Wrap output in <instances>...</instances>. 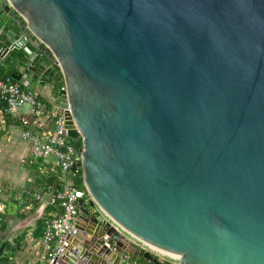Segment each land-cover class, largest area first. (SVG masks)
<instances>
[{
  "label": "water",
  "instance_id": "water-1",
  "mask_svg": "<svg viewBox=\"0 0 264 264\" xmlns=\"http://www.w3.org/2000/svg\"><path fill=\"white\" fill-rule=\"evenodd\" d=\"M0 62L63 75L83 144L97 209L53 264H264V0H0Z\"/></svg>",
  "mask_w": 264,
  "mask_h": 264
},
{
  "label": "crops",
  "instance_id": "crops-1",
  "mask_svg": "<svg viewBox=\"0 0 264 264\" xmlns=\"http://www.w3.org/2000/svg\"><path fill=\"white\" fill-rule=\"evenodd\" d=\"M0 71L10 72L7 65L1 62ZM64 81L62 75L55 88L51 87V84L30 86L27 79L19 82L35 91L49 106L59 110L61 98L58 92L65 87ZM21 109L17 114H12L0 101V238L8 243L7 249L13 253L7 261L4 260L6 258L0 259V264H51L49 250L42 241V225L61 212L51 205L49 198L39 203L36 195L43 192L38 180L40 175L49 178L54 175L58 177V173L54 171L52 164L50 165L54 161L43 164L34 158L30 145L23 142L24 128L21 117L28 111L23 112ZM44 126V133L48 134L51 126ZM43 169L47 172L43 173ZM10 202L17 206L12 208V214L9 213ZM87 204L88 202H85V206L91 208ZM86 225L93 227L90 223ZM153 253L161 261H169L161 253ZM108 261L111 262L112 258ZM135 263L141 264L139 261Z\"/></svg>",
  "mask_w": 264,
  "mask_h": 264
},
{
  "label": "built area",
  "instance_id": "built-area-1",
  "mask_svg": "<svg viewBox=\"0 0 264 264\" xmlns=\"http://www.w3.org/2000/svg\"><path fill=\"white\" fill-rule=\"evenodd\" d=\"M0 101L12 114H17L24 105L30 107L28 113L21 117L23 142L30 145L34 158L43 164L48 163L50 158H55L50 165L59 173L58 189L48 187L36 195L39 203L49 198L51 205L61 212L53 219L46 220L42 240L49 250V261L53 264L59 255H63L67 237L75 236L78 232L80 200L92 199L85 185V189H81L75 184L82 171L83 148L78 149L74 141L66 136L64 111L49 106L35 91L21 82L0 76ZM44 124L51 126L48 134L44 133ZM45 170L43 169V173L47 172Z\"/></svg>",
  "mask_w": 264,
  "mask_h": 264
},
{
  "label": "trees",
  "instance_id": "trees-1",
  "mask_svg": "<svg viewBox=\"0 0 264 264\" xmlns=\"http://www.w3.org/2000/svg\"><path fill=\"white\" fill-rule=\"evenodd\" d=\"M0 76L1 77H3V78H11L12 79V77H11V74L10 73H6V71H0ZM13 81H15L14 79H12ZM74 145H76V147L78 148V149H82L83 148V144H82V142L81 141H79V142H74ZM40 175V174H39ZM58 176H59V173H58ZM57 176L56 175H54V176H51V177H49V178H45L44 176H41L40 175V177H39V184L43 187V189H42V191H44L46 188H48V187H54V181H55V178H56ZM75 184L79 187V188H81V189H85V187H84V181H83V173H82V171L80 172V174H79V176H78V178L75 180ZM85 202H88V206L89 207H91V208H96V205L92 202V200H90V199H85ZM46 223V222H45ZM43 228H45V224L43 223ZM42 226H40V228H42ZM5 226H3V228H4ZM4 260H8L7 258L6 259H4ZM137 261H139V262H141V264H151V263H149V261L148 260H146L145 258H142V257H139L138 259H137Z\"/></svg>",
  "mask_w": 264,
  "mask_h": 264
},
{
  "label": "rangeland",
  "instance_id": "rangeland-1",
  "mask_svg": "<svg viewBox=\"0 0 264 264\" xmlns=\"http://www.w3.org/2000/svg\"><path fill=\"white\" fill-rule=\"evenodd\" d=\"M23 112H27V111H29L30 110V107L28 106V105H24L23 106V108L21 109ZM55 159L54 158H50V160L49 161H54ZM90 200H92V199H90ZM92 202H93V200H92ZM94 203V202H93ZM95 204V203H94Z\"/></svg>",
  "mask_w": 264,
  "mask_h": 264
}]
</instances>
